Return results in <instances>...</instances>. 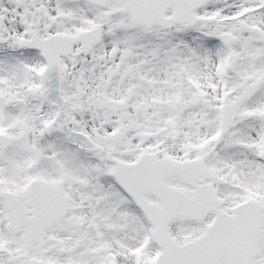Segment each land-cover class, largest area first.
<instances>
[{
	"label": "snow or ice",
	"instance_id": "6c2138e0",
	"mask_svg": "<svg viewBox=\"0 0 264 264\" xmlns=\"http://www.w3.org/2000/svg\"><path fill=\"white\" fill-rule=\"evenodd\" d=\"M0 264H264V0H0Z\"/></svg>",
	"mask_w": 264,
	"mask_h": 264
}]
</instances>
